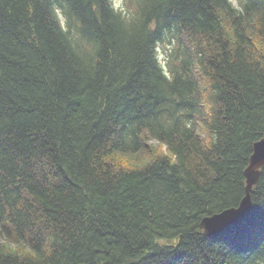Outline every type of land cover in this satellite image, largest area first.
I'll return each instance as SVG.
<instances>
[{
  "label": "trees",
  "instance_id": "trees-1",
  "mask_svg": "<svg viewBox=\"0 0 264 264\" xmlns=\"http://www.w3.org/2000/svg\"><path fill=\"white\" fill-rule=\"evenodd\" d=\"M125 3L0 0V264H264V0Z\"/></svg>",
  "mask_w": 264,
  "mask_h": 264
},
{
  "label": "water",
  "instance_id": "water-1",
  "mask_svg": "<svg viewBox=\"0 0 264 264\" xmlns=\"http://www.w3.org/2000/svg\"><path fill=\"white\" fill-rule=\"evenodd\" d=\"M264 166V131L262 137L254 142L252 153L249 156L247 166L244 170L245 187L244 194L238 205L228 207L220 212L205 216L201 219L199 227L206 234H215L223 229L237 223L245 217L251 207V190L257 183L260 169Z\"/></svg>",
  "mask_w": 264,
  "mask_h": 264
},
{
  "label": "rangeland",
  "instance_id": "rangeland-1",
  "mask_svg": "<svg viewBox=\"0 0 264 264\" xmlns=\"http://www.w3.org/2000/svg\"><path fill=\"white\" fill-rule=\"evenodd\" d=\"M235 6H238V0H230ZM126 0H112V3L114 5L115 8H122L124 7V5L126 4L125 3ZM167 43H165L164 45H160L159 48H158V56H159V59L164 62V59L166 57V53H165V50L167 49ZM157 144V142L155 140H148L147 142V147L148 148H153L155 147ZM162 148L161 149H164L165 146H161ZM0 241L4 242V243H7L9 244L10 246H13V243L12 241L9 242L10 240L6 239V238H1Z\"/></svg>",
  "mask_w": 264,
  "mask_h": 264
},
{
  "label": "bare ground",
  "instance_id": "bare-ground-1",
  "mask_svg": "<svg viewBox=\"0 0 264 264\" xmlns=\"http://www.w3.org/2000/svg\"><path fill=\"white\" fill-rule=\"evenodd\" d=\"M208 216V215H207ZM200 229V228H199Z\"/></svg>",
  "mask_w": 264,
  "mask_h": 264
}]
</instances>
